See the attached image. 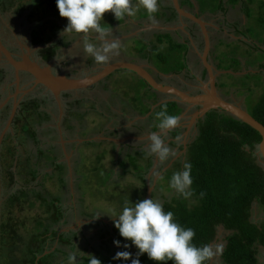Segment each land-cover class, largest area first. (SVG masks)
Returning <instances> with one entry per match:
<instances>
[{
  "label": "trees",
  "instance_id": "1",
  "mask_svg": "<svg viewBox=\"0 0 264 264\" xmlns=\"http://www.w3.org/2000/svg\"><path fill=\"white\" fill-rule=\"evenodd\" d=\"M0 2L3 6H7V8L15 6L17 9L15 10L18 12L28 9L31 16L37 14L41 8L43 10L46 9L51 15H54L55 19L48 17L42 23L40 22L41 24L34 25L30 35L32 46H42L38 50V54L43 58L44 62H49L57 57L61 45H59L58 41H55V38L58 32L65 28L67 19L59 16L56 0H36L33 2V5L28 7L24 6L22 0H0ZM237 2L238 0H182L181 5H187L193 9L196 3L198 5V14L204 15L207 13L216 14L220 11L225 12L228 5L234 6L233 4ZM158 4H161L160 0H158ZM161 8L162 10L158 8L157 13L154 14L156 17L163 18L166 22L176 20L177 13L172 5ZM241 10L244 14L250 15V11L245 5H242ZM260 10L264 13V3H261ZM31 16L28 18H32ZM131 17L136 20L146 19L148 14L144 11ZM262 18L261 15L260 19ZM126 19L118 21L114 18L112 22H120V28H122L123 25L126 26L128 24V22L126 23ZM104 27H108V25ZM126 30L128 31V28ZM131 38H135L141 45L138 47L139 49L134 48L139 53L134 54V56L139 61H146L157 69L158 72L163 74H179L187 70L188 40L180 42L169 32L155 34L152 39L148 40H143L140 37H129L127 39ZM122 55H124L123 52ZM222 56L225 58V54H222ZM219 58L221 57L219 56ZM132 61L134 60H130V62ZM8 73L9 70L7 71L5 68L0 67V84L6 81L5 78H7ZM227 76L233 78L231 75ZM137 78L135 87L137 89L136 93H140V98L131 92L124 91L125 96H127L126 100L133 116L143 117L148 115L143 120L136 121L134 126L139 129L138 135L158 132L160 130L157 127L158 121L155 119V113L160 111L163 105H167L169 114L179 116L184 111L185 105L174 100L157 104L160 100L166 98L165 95L153 90L143 79L138 76ZM234 84L236 83L232 85ZM25 104L29 106L30 111L24 113L26 105L21 107L14 118L13 127L14 130H17L20 125V129L27 131L26 133L31 138L34 137L37 144L39 140L37 138L36 126L50 121L49 114L46 111L42 114L40 113L42 110H39V106L42 103L38 99H30ZM155 104L157 105L152 109V106ZM248 112L264 125V93L256 98L255 103L248 109ZM29 119L31 125L29 124ZM33 119L36 121L34 126L32 125ZM197 128V133L188 145L185 161L182 164L176 163L163 171L158 179L159 187L163 188L162 184L166 183L167 188L172 190L170 185L167 184H170L172 175L175 172L182 171V166L185 162H190L193 180L191 188L194 190V194L190 198L185 199L180 194L174 193L169 199L163 200L161 204L166 212L172 211L174 213V220L180 226L185 229L192 228L195 231L192 243L197 247H202L205 244H214L218 231L223 229L225 236L223 238L224 247L219 257L220 264H259L261 251L264 249V164L259 161L261 156L258 153L261 137L249 125L221 110H213L207 113L203 118L198 120ZM181 133L182 128H174L167 133L166 138H176ZM20 138L19 136L18 139L23 141ZM14 140L10 141L11 144L16 143ZM92 142H89V144ZM176 143L171 140L169 144L173 146ZM16 144L7 150L12 159L18 153ZM132 151L121 148L120 160L116 163L120 167H125L130 162L135 171L141 170L136 175L144 186V192L138 193L139 201H141L145 199L146 193L145 174L150 170L153 159L148 158L147 165L138 167L136 159L142 158L144 152L139 149H135L133 153ZM126 159L128 162H126ZM160 165L161 168L164 167L163 164ZM64 167L65 165L58 163L57 157H53V161L50 163L51 171L47 172L43 170V167L40 169L35 167L29 173L30 176L26 181L29 183L38 182L41 185V182L38 181L40 174L44 176L56 171L60 174L59 180L61 185H64L67 182L64 176ZM98 170L101 169L99 167L92 169L94 172ZM9 173L12 177V172ZM108 175L111 176L110 172H108ZM109 181L111 180L105 179L104 182L107 183ZM31 188L30 183L26 189L30 190ZM19 191L20 188L14 190L12 196L6 198L2 205L6 202L9 205L12 203L20 205L21 202L19 203L18 200ZM201 193H203V196H201ZM153 196L152 192L150 198L152 197L153 199ZM24 203H28L29 208L33 206V201ZM61 204L55 198L48 203L46 201L41 202L40 206L44 207L45 214H50V218L48 221L44 220L46 224L43 225L42 230L39 232L34 231L33 235L31 234L30 236V240L33 241L36 248L33 250L28 248L29 252L31 251L30 254H32V259L28 261L29 263L53 264L50 259L62 250L61 246L68 247L69 245L76 244L74 240H76L79 230L74 233L75 237H73L74 235L69 237L67 233L60 235L58 243L53 249V244L58 233V227H56L55 223L57 220H64L67 212L64 209L60 212L59 206ZM254 207L258 210L257 217L253 216L252 213ZM89 219H92V217ZM96 222L100 224L99 231L106 230L110 237L108 239L102 238L103 236L101 237L102 240L99 245L106 252L103 253L99 249H96V254L93 257L99 259L101 264H131V259L122 262L114 259L116 253L114 256L111 255V252L116 250L113 243L114 240H120L121 245L124 243L131 244V242L125 241L119 236L114 224L110 231L108 230L109 225H103V222ZM9 226V223L6 224L4 220L0 221V230ZM73 232L71 231V233ZM76 245L79 247L78 243ZM131 247L132 249L135 248L134 246ZM131 247L127 249L129 252ZM120 249L122 251L125 250L122 246ZM135 250L137 252L136 248ZM135 254H133L132 258H136ZM139 260L140 264H157V262L149 260L147 254L139 256ZM91 261L92 256H83L82 259L77 261V264H91ZM166 264H173V262L167 261Z\"/></svg>",
  "mask_w": 264,
  "mask_h": 264
},
{
  "label": "rangeland",
  "instance_id": "2",
  "mask_svg": "<svg viewBox=\"0 0 264 264\" xmlns=\"http://www.w3.org/2000/svg\"><path fill=\"white\" fill-rule=\"evenodd\" d=\"M35 1L22 0V3L25 7H28L33 5V2ZM135 1L132 2L133 7H136L139 4V0H137V2ZM168 2H170V0L164 1V3ZM261 3H264V0H244L243 3L241 2V0H238V2L236 3L237 7L240 10L242 5H245V7H247V9L250 11V15L243 14L241 23L237 22L236 24L237 26H240L238 27L239 29L243 30V34L245 36L247 35L246 37L252 39L257 45L253 46V43L251 44L244 43L242 41H234L233 44H239V46L231 45L233 46L232 48H229L228 46H221L222 42H219V40L221 38H225V35H222L211 27L209 33L211 37L210 39L212 47L209 58L212 62L216 59L217 55V59L219 58V56L223 58L222 54H225V58L223 61L225 65L234 60L239 64H241L243 60L244 63L248 65L249 62L253 63L255 62L253 60H259L262 58L260 55V48H264V13H262L260 10ZM15 9V6L6 8L5 6L0 4V33L4 36L3 38L9 44H15L22 47L25 50V56H27L29 59L32 57L31 60L34 61L33 59L35 58H33L32 55L31 57H29L32 49V47L30 46L31 43H29V38L30 33L33 30V26L37 25L40 22L42 23L48 17H52V19H55L56 17L54 15H51V13L46 9L43 10V8H41V10H39L38 13L33 16L29 14L30 12L28 9L19 12L16 11L17 9ZM144 11L145 10L141 7L139 8V11H136L134 16ZM107 13L111 15V12ZM107 13L104 14L106 15V18ZM261 15L263 17L262 19H260ZM29 16H31L32 18H28ZM205 16L207 22L209 20L210 24L217 25L218 22H220L216 20L212 21V15ZM235 17H237V19L241 18V16L238 17L237 14H233L229 16L230 21H235ZM111 20L112 19H110L109 21L106 20V25L112 26L110 22ZM155 21L158 22L156 23ZM154 23H156L155 26L162 25L160 24V19L152 18V21L146 27L143 26V30L141 32L136 33L137 29L132 28L130 23H128L126 26L123 25L122 28H120V33H122L123 31V33H127L126 29L128 28L131 29V35L129 37H140L143 40H148L150 38L152 39L153 35L155 33H158L153 31L157 29L156 27L150 26L154 25ZM164 27H166L167 30H180L181 27L184 26L182 24H177L176 21H173L172 23L165 24ZM138 31L140 30L138 29ZM73 37H75V35H73ZM122 38L124 37L121 36L120 40ZM65 40L67 42L72 41L69 38H65ZM79 40L73 41L69 45V47L62 48V50L59 51L57 56L58 61H56L57 65H55V63H47V65L45 64L44 66H47L52 73L55 71L59 75H61L62 72L71 71V74L73 75L72 77L69 76L71 78H82L85 76H89L90 74H87L88 72L85 73L86 75H81L82 73L74 74L72 70L73 67H76L78 65H81L83 68L87 69L88 64L92 62L90 61L92 57L87 56L82 52V43H80ZM179 41L183 42L184 39H179ZM197 41L199 43L201 42L200 37L197 38ZM140 46V43L135 38L127 39V37H125L120 41L121 50L118 51L117 55L112 56L110 61L119 60L120 52H123L124 56H127L128 59L132 58V56L135 57L134 54L139 53L134 48L139 49L138 47ZM63 54L66 56V59L63 57ZM191 54H187V65L190 68V71L186 72L184 76L183 74H181V76L186 83L195 84L196 78L200 76V69L198 67L200 61L199 58H196ZM215 54L216 56L214 59L213 56ZM67 55L70 58H68ZM239 58L242 60H238ZM141 64H147L148 66H151L146 61H141ZM51 67H53V69ZM256 76L257 75H252L251 77L250 74H247L243 77H229L228 79H226L225 83L232 84L237 82L238 87H240V89L238 90V94L240 96H245V94L247 93V89H249V84L253 85L258 80ZM106 79L104 80L103 85H99L100 88L94 89V92L88 91L86 89L77 91V93H75L76 101L73 104L70 101V98H63L64 101L61 105L62 113L60 117L61 126L65 127V133L70 140L67 143L66 148L69 150L73 149L74 152L72 151V160H74V162H77L76 166L73 165L74 181L71 184L70 181H67L64 185H61V182L59 180L60 174L54 171L51 174L39 176L38 181L41 182V185L38 182H30L32 188L28 190L26 188L29 187L30 183L26 181L27 178L23 176L24 180H22L21 177H19L20 181L17 183L16 187H22L20 188L18 194V200L19 203L21 202L23 205L21 203L20 205L17 203H12L11 205H9L8 202H6L4 205L1 204L2 211L0 217L4 215L3 220L5 221L6 219L7 223H10L12 221V225L7 228L4 227V229L2 228L0 230V264H31L28 261L32 259V254H30L31 251L29 252L28 248H31L33 250L36 248V245L32 240H30V236L31 234L33 235L32 232H39L40 230H42L43 225L46 224L44 220L48 221L50 218V214H45L44 207L40 206L41 202L43 201H46L48 203L54 198L56 200H59L60 204L62 203L59 206L60 212L62 211V209H70L71 212H75V216L72 217L71 221H74L75 224L79 225L78 228H83L84 231V235L82 236L80 243H78L79 247L76 244L69 245L68 247L61 246L62 250L56 254L54 253V257L50 259L53 264H70V253L76 254L78 259L77 261L82 259L83 256H94L96 254V249H99L101 252L105 253L106 251L103 250V248H100L99 245L102 240L101 237L103 236L102 238L108 239L110 236L104 229L102 231H99V225L90 224L89 222H92V220H89V218L92 217L94 219H97L96 217H98L105 220L107 223H112L115 218L111 217L110 215H118L123 207L134 206V203L139 201L138 193L144 192V186L136 175L138 172H141V170L135 171L130 165L131 163L128 162L127 159L126 162L128 163L125 167L114 165V159L118 157L120 153L119 151L115 150V146H113V144L110 142L106 144L101 143L100 145H98V141H95V143L93 144H88V142L79 143L77 141L79 138H86L84 136L85 134L86 136H89L88 134L95 131L96 129L93 128L94 126L96 127L97 125L108 123V117H100V115L98 114V107L103 111L108 110L109 106H111V108L115 112L117 110H120V117H118V120H120V127L122 126V124L125 125L123 127L125 128L124 131L126 130V127L132 123V111L130 109V106H128V101L126 100L127 96H125L124 91L131 92L135 94L136 97L140 98V93H136L137 89L135 87L138 79L137 75L125 69H118ZM184 81H178L176 84L181 85L182 83H184ZM5 86V83L0 84V93L4 94V92L6 91L4 90ZM22 89H25V87H22ZM3 96L4 95H2V98L5 97ZM242 100L243 99L240 98V101ZM255 101L256 94L252 93V95L246 97L245 105L248 109H250ZM119 103L120 105H117ZM93 105L97 106V109H93ZM54 109L55 110H53L52 116L54 119H52L49 124H52L53 127H56L55 122L57 123L58 116L60 115L57 107ZM40 113L42 114L44 113V111L42 110ZM123 115L126 117L121 118V116ZM126 118H129V121H127ZM28 121L30 124V119ZM35 123L36 121H34L33 119L32 125L34 126ZM73 125H76L75 127H79L81 125V130L85 134L78 136L77 134L72 132V130L74 129L70 127ZM18 127L19 129L17 130H14V128L11 127L12 132H16L14 139L17 144L12 143L8 146L13 147L16 144L18 153L14 160L8 155V160L12 159L13 164H8L6 166L9 168L11 165L12 171L16 175L23 174L24 168L25 171L30 173L35 169V167H33L34 163H38V166L40 168L43 167V170L47 172L51 171L50 163L53 161L51 148L48 149V152H45V154L47 155L44 154V159L40 161L38 150L34 149L32 151V146L29 145L32 139L35 141V138H31V136L26 133L27 131H22L20 129V125ZM100 127L98 128V130L100 129ZM122 135L123 134L121 133L120 136ZM19 136L21 137L20 139L25 141V143L18 139ZM39 136L42 141L44 140L43 143L40 142L39 145L43 144L42 146H44L45 148L49 146L47 144L48 142H58L59 140L57 138L58 135L55 136L52 131L51 133L47 132V129L45 131L39 130ZM5 137L7 141H11L9 134H6ZM26 141L29 142L26 143ZM148 143L149 142L142 144L144 149H146ZM132 146L137 147L139 146V144L132 143ZM77 147H79L78 151H76ZM148 158L149 157H147V159H136L137 166L140 167L147 165ZM163 166L164 167L161 168V165L157 164L156 168H151L145 174L146 187L148 181L149 185H152L151 190L154 195L153 200H158L160 203H162L165 199H169L174 193H176L173 189L169 190L166 183L162 184L163 188L158 186V179L160 176L159 173L164 171L168 167L167 162L163 163ZM95 167H99L101 170L95 172L92 171V169ZM160 168L161 170H159ZM108 172H110L111 176L108 175ZM4 175V180H6L5 188H9L8 181L11 180V177H7L5 173ZM105 179H110L111 181L105 183ZM167 184L170 185L169 183ZM3 197L5 198L6 195ZM36 197H38L40 200ZM44 198H46L47 200ZM65 199L67 202V207L63 206V200ZM27 201H33V206L31 208H29L28 203H24ZM74 227L76 228L77 226L74 225ZM108 230H112L111 225L108 226ZM220 230L221 231L218 232V236L212 246L214 251L216 246H221V250L217 255L213 257L211 264H220L219 257L224 247L223 238L225 236L222 233V229ZM67 234L70 235V233ZM57 243L58 241L55 240L53 249L55 248ZM115 248L116 250L111 252L112 256H114L116 252L122 251L120 247L115 246ZM130 252L132 254H135V248L132 249L131 247Z\"/></svg>",
  "mask_w": 264,
  "mask_h": 264
},
{
  "label": "flooded vegetation",
  "instance_id": "3",
  "mask_svg": "<svg viewBox=\"0 0 264 264\" xmlns=\"http://www.w3.org/2000/svg\"><path fill=\"white\" fill-rule=\"evenodd\" d=\"M164 1L165 0H160L161 4L159 5V8L161 10H162L161 7H163V6H171V5L173 6L172 0H170V2H168V3H164ZM181 1L182 0H178L179 5L182 9H184L186 12H190L191 14H194L198 18H201L206 23V29L208 31V38H209V50L206 54V61L211 65L212 70H213V74L215 75V86H216V92H217L218 96L220 98L228 101V102L240 104L243 108H245L248 111V108L245 105L246 104V97H248L249 95H252V93H255L256 98H257V97H260L261 95H263V93H264V48L263 49L260 48V55L262 58L259 60H253L255 62H253V63L249 62L248 65H246L244 63V61L240 58L238 60H242L243 63L241 62V64H239L238 62H236L234 60L232 62H229L227 65H225L223 63L224 58H219V59L216 58L215 59V57L213 56V58L215 59V60H213V62L209 58V55L211 53V47H212L211 39H210L211 37H210V33H209L211 27L213 29H215L217 32L221 33L222 35H225L226 39L221 38L219 40V42H222L221 46L227 47L228 44H230L228 46L229 48H232L234 45L239 46V44H233L234 41L235 42L236 41H238V42L242 41L244 43H251V44L253 43L252 44L253 46L257 45L254 43V41L252 39L247 38L246 37L247 35L245 36L242 32L243 30L238 28L240 26H237V24H236L237 22L241 23L244 13L242 12V10H240L237 7V4H233L234 6L228 5L226 7L225 12L220 11V12H217L216 14L207 13L204 15H199L198 14V5H196V3L194 4V8L192 9V8L188 7L187 5L182 6ZM241 2L243 3L244 0H241ZM0 4H1V2H0ZM5 7L7 8V6H5ZM233 14H237L238 17L241 16V18L237 19V17H235L234 18L235 21L231 22L229 19V16H231ZM205 15H212L213 16V18L211 19L212 21L216 20V21H220V22H218L217 25L210 24L209 20L207 22ZM152 18L160 19L161 20L160 24H162L161 26H155L156 23L158 22V21H155L156 23H154V25H150V26L157 28L156 30H153V31L158 32V33H167V32L172 33V36L174 38H176L178 41H179V39H184L183 42H186V40H188L189 47L187 50V54L192 53L191 54L192 56L199 58L200 62H199L198 67L200 69V76L196 78L195 84L186 83L184 81V79L182 78L181 74L186 73V71L187 72L190 71V68L188 67V65H187V70L182 71L179 74H163V73L158 72L157 69H155L151 65L152 67H148V71L150 72V74H152L157 81L162 82L164 84L176 86L177 88H180L184 91H187L192 95L205 93L204 86L207 84V86L209 87V84H208L209 74H208L206 66L204 65V62L202 60V56H203L204 50H205V40H204V36H203V33H202L200 27L196 23L191 21L189 18L179 17L178 14H177L176 20H174V21H176L177 24H180V25L182 24L184 26V27H181L180 30H178V29L167 30V28L164 27V25L168 24V23H172L173 21L166 22V20H164L163 18L156 17V15H153L151 18L148 16L146 19L137 20V23H134L131 21V19L135 21L136 20L135 18L127 17L126 23L127 22L130 23L132 25V28L137 29L136 33H138V32H141L143 30L142 29L143 26L146 27L152 21ZM110 19L113 20L114 16L112 13H111V15H109L107 13V18H106V15H104V20L101 21V24L103 26H106V20L109 21ZM112 20L110 21L112 26L106 27V28H112V33L109 35L108 39L109 38H110V40L111 39H118L120 42L122 40V39L120 40V36L125 35V37H129L131 35V33L128 34V32H130L131 29H128L127 33H123L124 31L122 33H120V22L119 23H117V21L112 22ZM163 23H165V24H163ZM228 27H230V28H228ZM138 29L140 31H138ZM147 31H149V30H147ZM60 32L61 31L58 32V34L55 38V41H58L59 45H61L59 47L58 53L60 50H62V48L69 47V45L73 41L79 40L77 35H75V37H73V36L69 37V36L65 35L62 38L60 36ZM158 33H155V34H158ZM80 35H83V34H80ZM3 37L4 36L0 33V42L12 53L14 58H16L17 60H22V57L25 56V50L22 47H20L19 45L9 44L8 42H6V40ZM198 37H200V39H201L200 43L197 41ZM65 38H69L72 41H70L68 43L65 40ZM191 38H192V42H191ZM79 41H80V43H83V41H81V40H79ZM91 42H94L98 45L102 43L99 40H93ZM29 43H31V35L29 38ZM231 45H233V46H231ZM240 45H242V44H240ZM30 46L32 47V49H31V54L29 57H31V55H32L33 58H35L33 60L36 61L38 64H40L41 66H44L47 63H51V64L55 63V65H57V62H56L57 57L53 58L49 62H44L43 58L38 54V50L41 49L42 46H32V45H30ZM118 51H120V48L118 49ZM124 58L125 57H123L122 53L120 52V59L119 60H127ZM119 60H117V61H119ZM90 61H92V62H90L88 64L87 69L83 68L81 65L73 67L72 70H73L74 74L82 73L81 75H86L85 73L88 72L87 74L93 75L96 72H98L101 69V67L106 65V64L97 65L94 62L93 58L90 59ZM134 61H132V62L141 64V61H139V59H137V58H135ZM112 62H116V61H110L109 60L108 63H112ZM186 63H187V57H186ZM142 65H145V64H142ZM2 66H4V67H2ZM145 66H147V64ZM0 67L5 68L7 71L9 70V73L7 74L8 78L7 79L5 78L6 82H4L6 84L4 90H6V91L4 92V94L1 93V95H4L5 97L4 96H3L4 98H2V96L0 97V104L6 101L5 104L3 106H1V108H0V134H1L2 130L5 128L7 120L11 114L12 107L15 104H17L16 112H15V115L13 116L11 125L9 126L7 131L3 134V137H2V140L0 143V184H1L0 215H1V211H2L1 210L2 209L1 204H3V202L5 201L6 198L12 196V192L14 190L22 188L20 186H19V188L16 187L17 183L20 181L19 177H21V179L24 180L23 176H25V178H29V176H30L29 173L24 170L25 168L23 169V174L16 175L15 173H13L11 167L8 168L6 166L8 164H13V163H12V161L8 160L9 153L7 152V150H9V148H10L8 146L11 144V142L7 141L5 136H6V134L7 135L9 134L10 140L15 138L16 132L15 131L12 132L11 127H13L14 118H15L17 112L20 110V108L23 107L24 105H26L25 102L29 101L30 99H32V100L38 99L39 102L42 103V105L39 106V110L46 111L49 114V118L51 121L52 119H54L52 117L53 116V110H55L54 108L57 107V110L59 111L60 116H58L57 123L55 122L56 127H53L52 124H49L50 121L43 123L42 125H37L36 126V132H37V138L39 141L36 144L35 141L31 140L30 141L31 143H29V145L32 146V151L34 149L38 150V156H39L40 161H42V159H44L43 157H44L45 152H48V149L51 148L52 157H57L58 163H62L63 165H65V167L63 169L65 172L64 176H65L67 181H70V184H71L74 181V179H73V176H74L73 165L76 166L77 162H74V160H72V157H73L72 153L74 152L73 149L69 150L66 148V145L70 140L65 133V127L61 126V118L60 117H61V113H62L61 105L63 104V101H64L63 98H66V97H67V99L70 98V101L73 104L76 101L75 93H77V91H81L83 89H86L88 91L94 92V89L100 88L99 85L100 86L103 85L104 80L107 77H109L114 71L112 73H110L107 77H105L104 79L99 80L98 82H96V83H94V84H92L86 88L61 91L56 96L55 94H53L50 90H48L42 84H36L35 83V77L27 71H23V70L18 71L19 81L17 84L16 83L17 80H16L15 70L9 63H7L6 60H3V59L0 60ZM51 68L53 69V67H51ZM235 68H237V69H235ZM129 72H131V71H129ZM53 73L55 75H59L55 71ZM63 74L67 77L73 76L71 74V71L70 72H62L61 75H63ZM247 74H250L251 77H252V75H257L256 77L258 78V80L253 85L249 84V89H247V93L245 94V96H240L238 94V90L240 89V87H238L237 82H235L236 84H234V85H232L233 83L232 84H226L225 83L226 79L229 78L227 75H231V76H233V78H237V77H243ZM180 79L183 80L184 83H182L181 85H179V84L177 85L176 83L178 81H181ZM106 81H107V79H106ZM22 87H25V89H22ZM17 90H18V92H17ZM35 92H37V93H35ZM33 93H35V94H33ZM162 95H165L166 98L160 100L157 104H160V103L168 101V100H173L172 96H169L167 94H162ZM240 98H242L243 100L240 101ZM180 103H182V102H180ZM157 104H155L153 106L155 107ZM117 105H120V103ZM184 105H185L184 111L178 116L180 119L179 126L176 127V128H182V133L180 134V136H178L176 138H173V137L166 138L168 135L167 133H169V132L164 134L165 138H166L167 145L173 150V152H175V156L170 157V159L167 161L168 167L165 170L172 167L176 163L182 164L185 161L186 154H187L188 147H189L188 145L198 131V128H197L198 120L203 118L210 111L218 110V109H213V110L207 111L203 116H198L197 118H194V120H193V117H192L193 114H195L197 111H199L201 106L200 105H192L191 106L189 104H184ZM92 107H93V109H97L96 108L97 106H95V105H93ZM108 108H109L108 110L103 111L98 107V111H99L98 114L100 115V117H108L107 118L108 123L107 124L105 123L103 125L102 124L97 125L96 127L93 125L94 126L93 128L96 129L95 130L96 132L93 131L90 134H88L89 136H85L86 138H84V139L79 138L77 141L79 143L88 142V144L91 141H93L91 144L95 143V141H98L99 142L98 145H100L101 143L106 144V143L110 142L113 144V146H115V150L119 151V153H120L121 148H124L127 151H131V150L134 151L135 149H139V150H142L144 152L142 158L147 159L146 158V152H145V149L143 148L142 144L149 142L148 137L146 138V136H148L150 133L149 134L146 133L145 135H138L139 129H138V127H136L134 125H135L136 121L143 120L144 118L147 117L148 114L146 116L141 117V116H133V113H132V116H131V118H133V120L131 121L132 123L129 126H127L126 130L124 131L125 128H123V127L125 125L122 124V126L120 127V120H118V117H120V110L119 111L117 110L115 112V111H113L111 106H109ZM28 111H30L29 106L26 105V107L24 109V113H26ZM124 115H126V114H124ZM124 115L121 116V118L126 117ZM126 119H127V121H129V118H126ZM76 125H73L70 127V128L74 129V130H72V132H74L78 136L83 135L84 132L81 130V125L79 127H75ZM99 127H100V129L98 130ZM46 129H47V132L51 133V130H52V133H54L55 136L58 135L57 138L59 140H58V142L57 141L48 142L47 144L49 146H47L45 148L44 146H42L43 144L39 145L40 142L43 143V141H44V140L42 141L40 136H39V130L45 131ZM121 133L123 134L122 136H120ZM171 140L175 141L177 143L172 146L169 144L171 142ZM14 142H16V141L14 140ZM26 142L28 143L29 141H26ZM132 143L139 144V146L133 147ZM78 148L79 147L76 148V151H78ZM133 151H132V153H133ZM45 155H47V154H45ZM149 158L153 159L152 160V166H151L152 169L154 167L156 168L157 164H159V165L163 164V163L159 162L155 157H149ZM119 160H120V155H118V157H116L114 159V162H115L114 165H118L116 162H118ZM259 161L261 162V159H259ZM33 167L40 169V167L38 166V163H34ZM9 172H12V177H11V174ZM162 172H160L159 175H161ZM4 173L6 174L7 177H11V180L8 181L9 182L8 183L9 188H5V185H6L5 181L6 180H4V178H5ZM39 176H41V174ZM38 179H39V177H38ZM146 192H147V187H146ZM151 193H152V190H151ZM5 195H6V197L4 198L3 196H5ZM63 203H64L63 205L65 207H67L66 206V203H67L66 199L63 200ZM252 213H253V216L254 215L256 217L258 216V210L256 207H254ZM3 216L0 217V221L3 220ZM74 216H75V212H71L70 209H67L64 220H61V221L57 220V222L55 223L56 227H58L57 228L58 233H57V238H56L57 241H58L60 235H62L64 233H70L69 237H71L74 235V233H76V231L79 230V234L77 236L78 238L76 237V240H74V242L76 244L80 243L81 238L84 235V231H83V228H78L79 225L75 224L74 221H71L72 217H74ZM96 218L97 219H94V218L89 219V220H92V222H89V223L90 224H96V225L100 226V224H97L96 221L103 222V225H105V224L111 225V229H112V226L114 224L113 222L107 223L105 220H103L101 218H98V217H96ZM4 222L7 224L6 219ZM11 223H12V221L9 223V225H12ZM74 225L77 227L75 228ZM65 228H69V229H65ZM71 231H74V232L71 233ZM219 231H221V230H219ZM222 233H223V229H222ZM73 237H75V235ZM260 261L261 262L264 261V249H262V251H261Z\"/></svg>",
  "mask_w": 264,
  "mask_h": 264
},
{
  "label": "clouds",
  "instance_id": "4",
  "mask_svg": "<svg viewBox=\"0 0 264 264\" xmlns=\"http://www.w3.org/2000/svg\"><path fill=\"white\" fill-rule=\"evenodd\" d=\"M56 7L59 16L67 19L60 36L77 35L83 41L82 52L92 57L97 65H104L118 54L120 48L118 39H108L112 28L101 24L104 14L111 12L119 21L134 16L142 7L151 18L158 11V0H139L136 7H133L132 0H56ZM93 40L102 43L98 45L91 42ZM63 57L66 59L64 54ZM155 119L160 131L148 135L146 158L155 157L165 163L175 156V152L167 145L164 133L176 128L180 119L177 115L169 114L167 105L155 113ZM191 170V163L185 162L182 171L175 172L170 179V187L185 199L194 194ZM110 216L115 218L113 223L119 236L131 242L121 245L120 240L113 241L116 247L125 249L116 252L115 260L123 262L131 259V264H140L139 256L147 254L148 259L157 264H166L167 261L173 264H211L213 257L221 250V246H216L214 251L209 244L197 247L192 243L195 231L180 226L174 220V213L166 212L163 205L152 197L135 202L134 206H125L118 215ZM131 246L137 249L136 258H132L133 254L127 250ZM77 260L75 253L69 254L70 264H77ZM91 264H101V261L92 256Z\"/></svg>",
  "mask_w": 264,
  "mask_h": 264
},
{
  "label": "water",
  "instance_id": "5",
  "mask_svg": "<svg viewBox=\"0 0 264 264\" xmlns=\"http://www.w3.org/2000/svg\"><path fill=\"white\" fill-rule=\"evenodd\" d=\"M172 3L179 17L189 18L191 21H193L200 27L203 33L204 40H205V50L202 56V60L209 74V80H208L209 87L207 86V84L204 86L205 93L203 94L192 95L187 91L177 88L176 86L159 82L148 71V67H151V66H148V65L145 66V65L130 62L127 60H119L116 62L108 63L104 65L103 67H101V69L95 74L85 76L82 78H71V77L65 76L64 74L55 75L51 72V70L47 66H41L36 61H32L31 59H29L27 56H23L22 60H17L16 58H14L12 53L1 42H0V60L2 59L6 60L7 63H9L14 68L15 73H16V80H17L16 83L17 84L19 81L18 71H21V70L27 71L35 77L36 84H42L56 96L61 91L86 88L98 82L99 80L104 79L105 77H107L110 73H112L115 70L125 69L128 71H131L135 73L137 76H139L141 79H143L148 84V86L151 87L153 90L159 93H162V94H167L169 96H172L174 101L182 102L184 104H189L191 106L200 105L201 106L200 110L197 111L192 116L193 120L194 118H197L198 116H203L207 111L218 109V110L224 111L234 116L241 122H244L247 125H249L251 128L256 130L261 137L259 145H258V148H259L258 153L261 156V162L264 164V125L260 121H258L256 118H254L240 104L228 102L220 98L216 92L215 75L213 74L211 65L206 61V54L209 50V38H208V31L206 29V23L201 18H198L194 14H191L190 12H186L184 9H182L179 5L178 0H172ZM5 102L0 104V108L1 106L5 104ZM16 106L17 104H15L12 107L11 114L7 120L5 128L2 130L0 134V143L3 137V134L7 131V129L11 125L13 116L15 115V112H16ZM153 108L154 106L152 107V109ZM147 137L148 136H146V138ZM151 189H152V186L149 185V182L147 181V192L145 195V199L150 198ZM0 192H1V184H0Z\"/></svg>",
  "mask_w": 264,
  "mask_h": 264
},
{
  "label": "crops",
  "instance_id": "6",
  "mask_svg": "<svg viewBox=\"0 0 264 264\" xmlns=\"http://www.w3.org/2000/svg\"><path fill=\"white\" fill-rule=\"evenodd\" d=\"M131 21L134 22V23H137V20L134 21V20L131 19ZM127 35H128V34H127ZM120 37H121V36H120ZM123 37L125 38V35H123ZM124 38H122V39H124ZM127 38H129V37H127ZM121 53H122V52H121ZM123 57H125L124 59H127L128 61H130V60H134V59L136 58V57H133V56H132V58L128 59V57H127V56H124V55H123ZM184 75H185V73L183 74V76H184ZM263 263H264V261H262V262L260 261L259 264H263Z\"/></svg>",
  "mask_w": 264,
  "mask_h": 264
}]
</instances>
